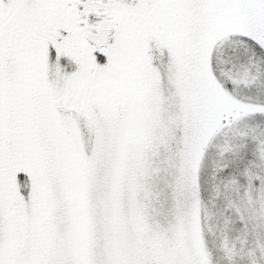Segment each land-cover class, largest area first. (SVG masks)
<instances>
[{"label":"snow or ice","instance_id":"obj_1","mask_svg":"<svg viewBox=\"0 0 264 264\" xmlns=\"http://www.w3.org/2000/svg\"><path fill=\"white\" fill-rule=\"evenodd\" d=\"M0 264H264V0H0Z\"/></svg>","mask_w":264,"mask_h":264}]
</instances>
